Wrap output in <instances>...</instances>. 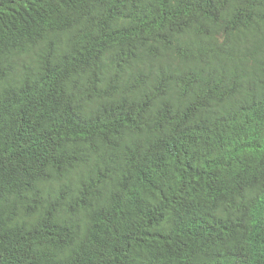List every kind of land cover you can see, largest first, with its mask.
I'll return each mask as SVG.
<instances>
[{"label": "trees", "instance_id": "obj_1", "mask_svg": "<svg viewBox=\"0 0 264 264\" xmlns=\"http://www.w3.org/2000/svg\"><path fill=\"white\" fill-rule=\"evenodd\" d=\"M0 264H264V0H0Z\"/></svg>", "mask_w": 264, "mask_h": 264}, {"label": "clouds", "instance_id": "obj_2", "mask_svg": "<svg viewBox=\"0 0 264 264\" xmlns=\"http://www.w3.org/2000/svg\"><path fill=\"white\" fill-rule=\"evenodd\" d=\"M202 91V89H200V91L197 93V95H199V93ZM197 100V97H196ZM61 187V185L55 184L54 185V190L56 191L57 189H59Z\"/></svg>", "mask_w": 264, "mask_h": 264}]
</instances>
